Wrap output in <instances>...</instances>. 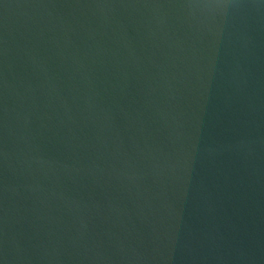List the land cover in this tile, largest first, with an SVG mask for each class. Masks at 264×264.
<instances>
[{"label":"water","instance_id":"95a60500","mask_svg":"<svg viewBox=\"0 0 264 264\" xmlns=\"http://www.w3.org/2000/svg\"><path fill=\"white\" fill-rule=\"evenodd\" d=\"M0 264H264V0H0Z\"/></svg>","mask_w":264,"mask_h":264}]
</instances>
